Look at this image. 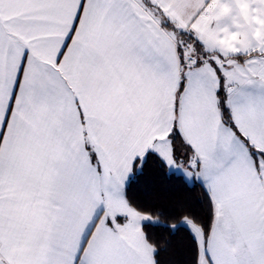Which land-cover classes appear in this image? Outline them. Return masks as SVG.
I'll return each mask as SVG.
<instances>
[{"label": "snow or ice", "instance_id": "1", "mask_svg": "<svg viewBox=\"0 0 264 264\" xmlns=\"http://www.w3.org/2000/svg\"><path fill=\"white\" fill-rule=\"evenodd\" d=\"M158 229L264 264V0H0V264H162Z\"/></svg>", "mask_w": 264, "mask_h": 264}, {"label": "trees", "instance_id": "2", "mask_svg": "<svg viewBox=\"0 0 264 264\" xmlns=\"http://www.w3.org/2000/svg\"><path fill=\"white\" fill-rule=\"evenodd\" d=\"M163 186L168 193V199L163 201L164 206L173 211L178 201L189 198L193 207L198 206L197 197L200 193L198 184H186L182 179L175 176L171 178L157 175L154 172H146V175L140 179L137 185H134L131 194L138 198H145V193L156 187ZM157 238L161 241H168V248L161 252L162 264H183L185 239L183 233L169 235L164 230H156Z\"/></svg>", "mask_w": 264, "mask_h": 264}]
</instances>
